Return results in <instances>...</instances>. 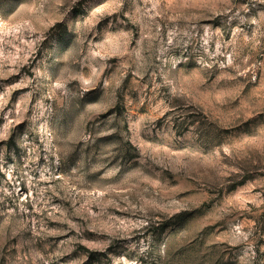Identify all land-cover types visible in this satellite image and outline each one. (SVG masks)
Listing matches in <instances>:
<instances>
[{
  "label": "rangeland",
  "instance_id": "374dc122",
  "mask_svg": "<svg viewBox=\"0 0 264 264\" xmlns=\"http://www.w3.org/2000/svg\"><path fill=\"white\" fill-rule=\"evenodd\" d=\"M0 264H264V0H0Z\"/></svg>",
  "mask_w": 264,
  "mask_h": 264
}]
</instances>
